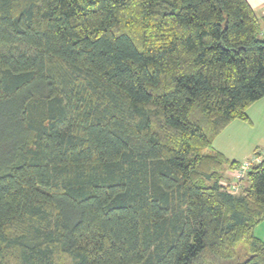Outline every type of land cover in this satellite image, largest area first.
Instances as JSON below:
<instances>
[{"label": "trees", "instance_id": "16d2710c", "mask_svg": "<svg viewBox=\"0 0 264 264\" xmlns=\"http://www.w3.org/2000/svg\"><path fill=\"white\" fill-rule=\"evenodd\" d=\"M262 20L0 0V264H264V156L233 193L241 162L213 148L264 98Z\"/></svg>", "mask_w": 264, "mask_h": 264}, {"label": "crops", "instance_id": "0c3cea01", "mask_svg": "<svg viewBox=\"0 0 264 264\" xmlns=\"http://www.w3.org/2000/svg\"><path fill=\"white\" fill-rule=\"evenodd\" d=\"M247 1L254 11L262 17L264 28V0ZM262 100H264V98L255 102L248 108L247 114L249 122L239 120L232 121L215 138L213 142V148L215 151L223 154L229 160L241 162L250 159L254 156L255 152L259 154L262 152L261 150H264V105L263 103H260ZM227 131L229 133L226 136L224 134ZM222 136L225 137L222 139ZM233 138L237 139V141H233ZM256 237L264 241L263 237Z\"/></svg>", "mask_w": 264, "mask_h": 264}, {"label": "built area", "instance_id": "2783aa9c", "mask_svg": "<svg viewBox=\"0 0 264 264\" xmlns=\"http://www.w3.org/2000/svg\"><path fill=\"white\" fill-rule=\"evenodd\" d=\"M262 152L264 154V151H262ZM259 154L258 155H254L249 160H246L245 162L241 163L239 169L235 170L232 173V181H233V183L231 184V187H230L232 192H237L238 191V183H239L240 180H242L245 177V173L248 171V169L250 168L251 164L258 163V162L261 161V159L263 158L264 155L262 156V155H259Z\"/></svg>", "mask_w": 264, "mask_h": 264}, {"label": "rangeland", "instance_id": "374dc122", "mask_svg": "<svg viewBox=\"0 0 264 264\" xmlns=\"http://www.w3.org/2000/svg\"><path fill=\"white\" fill-rule=\"evenodd\" d=\"M260 103H263V105H264V100H262V102H260ZM239 121H241V120H239ZM254 131H256V130H254ZM228 131L227 132H225V134L224 135H228ZM223 137H225V136H222V139H223ZM257 138H258V136H257ZM256 138V139H257ZM234 140L233 141H237V139H235V138H233ZM231 147V146H230ZM261 148V147H260ZM262 149H263V147H262ZM241 150H242V148H241ZM261 151H264V150H261ZM260 151V152H261ZM258 155V154H257ZM259 155H264L263 154V152H261ZM253 157V156H252ZM246 160H249V159H246ZM246 160H243V161H241V163H243V162H245ZM233 193H237V192H233ZM254 233H255V235L256 236H259V237H263L264 238V221L263 222H261L260 224H258L256 227H255V229H254Z\"/></svg>", "mask_w": 264, "mask_h": 264}]
</instances>
